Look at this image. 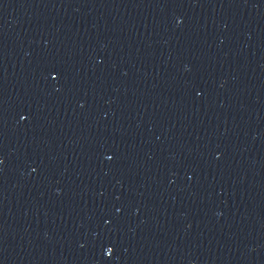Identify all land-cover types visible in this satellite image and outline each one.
<instances>
[{
	"label": "water",
	"instance_id": "1",
	"mask_svg": "<svg viewBox=\"0 0 264 264\" xmlns=\"http://www.w3.org/2000/svg\"><path fill=\"white\" fill-rule=\"evenodd\" d=\"M0 264H264V0H0Z\"/></svg>",
	"mask_w": 264,
	"mask_h": 264
}]
</instances>
